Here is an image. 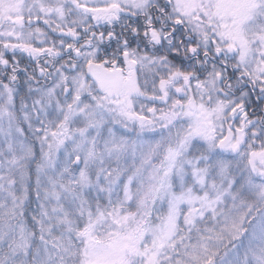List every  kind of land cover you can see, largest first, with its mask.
<instances>
[{"label": "snow or ice", "instance_id": "obj_1", "mask_svg": "<svg viewBox=\"0 0 264 264\" xmlns=\"http://www.w3.org/2000/svg\"><path fill=\"white\" fill-rule=\"evenodd\" d=\"M0 264H264V0H0Z\"/></svg>", "mask_w": 264, "mask_h": 264}]
</instances>
